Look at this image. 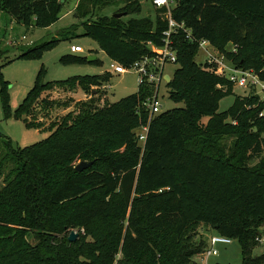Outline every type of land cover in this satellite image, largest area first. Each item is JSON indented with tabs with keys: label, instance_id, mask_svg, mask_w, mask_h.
Instances as JSON below:
<instances>
[{
	"label": "trees",
	"instance_id": "1",
	"mask_svg": "<svg viewBox=\"0 0 264 264\" xmlns=\"http://www.w3.org/2000/svg\"><path fill=\"white\" fill-rule=\"evenodd\" d=\"M82 1L76 9L84 17ZM123 3L122 16L140 13L134 0ZM63 6V0H0V10L28 30L51 27ZM116 14L81 24L82 36H91L111 62L128 68L155 55L148 43L163 46L166 17L123 22ZM170 14L183 27L171 36L178 68L166 87L169 100L184 108L150 117L144 103L156 91L144 85L111 105L78 107L74 117L68 113L50 123L45 140L22 150L0 133V174L8 164L20 165L6 174L0 189V264H81L80 256L90 261L84 264H194L210 235L238 241L241 264L264 263V255L252 256L264 227V102L235 96L217 113L219 102L232 94V83L217 72L216 63L194 60L205 41L233 67L264 80V0H177ZM58 41L23 50L18 58L36 57ZM110 77L38 81L14 117L27 129H40L41 122L27 117L36 105L55 106L40 100L43 92L99 93ZM6 84L0 74V99L8 113ZM203 118L208 120L201 126ZM145 126L140 142L138 131ZM224 138L232 139L224 143ZM101 144L112 147L101 151ZM77 161L93 164L77 172ZM63 207L73 217L64 225L53 223L52 212ZM22 227L33 233L34 244L17 231ZM69 229L84 230L85 236L69 242L67 235L60 241L44 233ZM86 237L93 242L86 243ZM100 241L105 256L97 262L87 252L99 251ZM148 255L143 263L141 257Z\"/></svg>",
	"mask_w": 264,
	"mask_h": 264
},
{
	"label": "rangeland",
	"instance_id": "2",
	"mask_svg": "<svg viewBox=\"0 0 264 264\" xmlns=\"http://www.w3.org/2000/svg\"><path fill=\"white\" fill-rule=\"evenodd\" d=\"M105 1H109L106 4ZM133 1V0H131ZM139 9L138 15L122 16L123 22L129 19H150L154 21L157 16L165 18L166 9L154 8L149 0H134ZM80 0H63L64 6L59 15V20L47 29H26L23 26L16 24L10 17L0 10V74L6 84V93L8 95V113L5 112L0 99V133L8 137L12 143V147L22 150L33 144L40 143L49 135L46 129L52 122H57L61 117L68 113H72L73 117L78 114L76 112L78 107L88 104L96 107H101L104 104L111 105L118 100L135 93L138 89L136 83V75L128 72L123 75L112 74L109 66L111 60L100 48L98 43L91 36H82L83 30L81 24L93 23L99 19H110L112 14L121 12L127 3L123 1L112 2L110 0H100L98 4L94 0H83L82 11L85 13L81 17V12L77 11V6ZM176 3H173V7ZM58 39L53 46L42 50L36 57L33 58H18L23 50L35 47L42 42H50ZM78 45L83 49L81 54L70 53V46ZM209 46V44L207 43ZM205 48L200 46L195 57L197 64L209 63L211 59L222 61L225 70L224 75H228V69L233 66L222 59V56L213 50L212 47ZM149 48L151 46H148ZM155 50V48H154ZM93 57L96 59L95 63L88 59ZM178 68L176 65H166L164 68V76L172 77L174 71ZM110 75V79L100 89L99 93H85L80 89L64 90L54 88L52 91H45L42 93L40 100H46L55 103L51 109L42 110V106H34V114L27 117V121L41 122L43 127L40 129H27L22 121L15 119L14 111L22 103L28 92L39 81L40 83H50L53 81L66 80L74 76H93V75ZM167 84L161 83L158 92L157 100L161 105V113L173 110L176 108H184L183 103L175 104L169 100V90ZM232 94L223 98L217 107L216 112L220 113L227 110L233 103L235 96L245 97L246 90L240 89L232 85ZM63 103H66L63 106ZM85 108V106H84ZM85 109H88L87 107ZM45 111L48 114L45 116ZM93 112V110H91ZM208 118H203L199 121V125L204 126ZM140 133V131H138ZM264 137V134H263ZM232 138H224V143H230ZM112 147L111 144H101L100 150H108ZM80 162L73 163L77 166ZM256 160L248 163L249 166L256 164ZM20 169L18 163L8 164L7 171L0 174V189L5 184L6 174L8 172H16ZM97 195V193L95 194ZM69 207V206H68ZM72 211L69 208L63 207L52 212L50 219L53 223L64 225L67 217L72 218ZM48 223H50L48 221ZM15 227H7L10 231H15ZM20 232H24V239L26 242L34 244L33 233L27 227H22ZM26 231V232H25ZM73 232L76 234V240L79 235L85 236L84 230L69 229L66 232L60 231H46L44 232L49 237L57 238L64 241L69 234ZM203 232V231H202ZM261 241L253 249V257H261L264 255V227L261 229ZM203 238L205 234L200 233ZM104 230L100 235V240L103 239ZM86 243H92L90 237H86ZM101 247L99 251H90L87 254L92 257L94 261L102 262L105 256V248L100 241ZM218 255L210 257L207 261L202 260V255L193 259L194 264H241V251L238 241L232 240L231 244L218 245ZM148 256L141 257L143 263L147 261ZM81 264L90 262L87 258L80 256ZM264 264V263H261Z\"/></svg>",
	"mask_w": 264,
	"mask_h": 264
},
{
	"label": "built area",
	"instance_id": "3",
	"mask_svg": "<svg viewBox=\"0 0 264 264\" xmlns=\"http://www.w3.org/2000/svg\"><path fill=\"white\" fill-rule=\"evenodd\" d=\"M177 0H152L151 5L156 9H166L167 13L165 15L168 27L165 32H163V46L157 48L154 47L151 43H148L150 50L155 53L154 56L151 57H142L138 59L130 67L124 68L118 63L112 61L109 69L112 74L123 75L128 72H132L136 75V83L138 88L144 85H150L155 88L156 94L152 96V98L148 99L144 103V107L149 112V116L152 117L154 115L161 113V105L157 100V91L161 83L164 85L167 84L165 80L164 68L166 65H174L176 62V55L171 45V36L173 33L177 31V29H181L183 27L182 24L175 23L170 14V10L173 7V3H176ZM207 42L202 41L200 46L206 47ZM155 48V50H154ZM70 53L72 54H81L83 53V49L78 45L70 46ZM223 59V57H222ZM209 63L217 64V72L219 74L224 75L225 66L223 62L216 61L211 59L208 61ZM228 75H224L232 85L240 89L246 90V96H256L258 98V102H264V80L259 79L252 71H245L238 68H230L228 69ZM260 116H264V111L260 114ZM147 132V126L142 127L139 133V141L143 142L145 140ZM261 241V240H260ZM231 244V240L218 236V235H210L207 239V245L202 253V260L207 261L210 257H214L218 255L217 246L218 245H228Z\"/></svg>",
	"mask_w": 264,
	"mask_h": 264
},
{
	"label": "water",
	"instance_id": "4",
	"mask_svg": "<svg viewBox=\"0 0 264 264\" xmlns=\"http://www.w3.org/2000/svg\"><path fill=\"white\" fill-rule=\"evenodd\" d=\"M113 16L116 17V18H120V17H122V14H116V15H113ZM88 60H89V61H93V60H95V58L90 57ZM165 80H166V83L168 84V83L171 81V78H170L169 76H165ZM41 84H43V83H41ZM92 164H93V161H91V162H80V163H79L77 166H75L74 168H75V170H76L77 172H81V171H83V170L89 168L90 166H92ZM75 240H76V234L73 233V232H71V233L69 234L68 241H69V242H74Z\"/></svg>",
	"mask_w": 264,
	"mask_h": 264
},
{
	"label": "crops",
	"instance_id": "5",
	"mask_svg": "<svg viewBox=\"0 0 264 264\" xmlns=\"http://www.w3.org/2000/svg\"><path fill=\"white\" fill-rule=\"evenodd\" d=\"M207 46H208V45H206L205 48H207ZM209 46H210V45H209ZM209 46H208V47H209ZM203 47H204V46H203ZM210 47H211V46H210ZM226 49H227V50H231V45H228V46L226 47ZM213 50H214V49H213ZM211 234H214V232H211Z\"/></svg>",
	"mask_w": 264,
	"mask_h": 264
}]
</instances>
